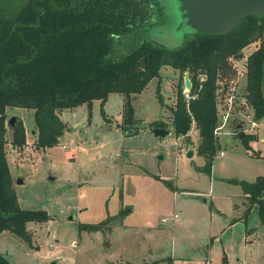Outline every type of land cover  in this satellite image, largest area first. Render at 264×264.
Masks as SVG:
<instances>
[{
  "label": "rangeland",
  "instance_id": "obj_1",
  "mask_svg": "<svg viewBox=\"0 0 264 264\" xmlns=\"http://www.w3.org/2000/svg\"><path fill=\"white\" fill-rule=\"evenodd\" d=\"M152 1L151 17L126 46L172 47L184 40L175 1ZM24 3L0 0V13L15 15ZM259 44L240 49L220 74L217 87L233 82L235 101L215 134L220 147L209 175L196 169L201 156L185 155L198 141L194 123L186 137L172 133L169 108L187 74L168 66L131 99L133 124L122 122V94L110 92L102 103L58 112L65 129L51 147L36 146L32 109L7 107L5 151L18 206L45 210L50 219L25 224L29 244L2 231L0 252L11 264H264V226L239 183L264 175V117L254 120L244 97L245 59ZM261 89L264 95V79ZM12 116L24 130L21 147L11 144ZM158 122L166 123L168 135H153ZM238 130L255 135L253 148H243ZM17 176L22 183L14 182ZM71 212L75 218L68 220ZM107 216L98 228L90 226Z\"/></svg>",
  "mask_w": 264,
  "mask_h": 264
},
{
  "label": "trees",
  "instance_id": "obj_2",
  "mask_svg": "<svg viewBox=\"0 0 264 264\" xmlns=\"http://www.w3.org/2000/svg\"><path fill=\"white\" fill-rule=\"evenodd\" d=\"M153 7L152 0H25L15 15L0 13V233L9 231L29 244L25 224L50 219L45 210L18 206L5 151L7 107L32 109L36 146L51 147L65 129L58 112L93 100L102 103L110 92L122 94V122L133 124L131 99L151 78L159 81L160 68L168 66L180 76L187 74L194 96L186 101L177 87L169 108L172 133L186 137L194 123L195 153L204 159L196 169L209 175L218 147L213 131L220 74L229 71V58L259 39V46L245 59L244 97L252 118L264 117V14H245L222 33L188 35L172 48L152 41L126 46L133 31L149 20ZM121 47L127 52L119 54ZM156 97L161 102L158 87ZM154 126L166 128V123ZM11 127V144L21 147L23 127L20 123ZM237 136L250 150L255 135L238 130ZM239 183L264 226V175ZM110 218L90 226L96 229ZM0 264H11L1 252Z\"/></svg>",
  "mask_w": 264,
  "mask_h": 264
},
{
  "label": "water",
  "instance_id": "obj_3",
  "mask_svg": "<svg viewBox=\"0 0 264 264\" xmlns=\"http://www.w3.org/2000/svg\"><path fill=\"white\" fill-rule=\"evenodd\" d=\"M175 9L179 18V26L184 27V38L197 33H222L235 26L245 14H264V0H174ZM155 44L167 47L162 43ZM180 45V44H179ZM178 46V45H176ZM172 46V47H176ZM168 47V48H172ZM183 85L190 88L187 75L183 76ZM16 117L12 116L7 123L14 127ZM155 137H164L169 134L167 129L155 127L152 129ZM193 151L187 150L186 157H191ZM15 183H22V179L15 177ZM73 212L67 215L73 220ZM50 264H54L53 262Z\"/></svg>",
  "mask_w": 264,
  "mask_h": 264
},
{
  "label": "built area",
  "instance_id": "obj_4",
  "mask_svg": "<svg viewBox=\"0 0 264 264\" xmlns=\"http://www.w3.org/2000/svg\"><path fill=\"white\" fill-rule=\"evenodd\" d=\"M183 84V82H182ZM220 88H216L215 90V96H214V108L216 111V127L214 128V135L216 134L217 130L224 127L226 125L227 118L232 111L233 104L235 101V93H234V86L233 82L228 81V83L225 84L220 83ZM182 96L183 98L188 101L189 99H192L194 96L190 94V88L186 89L183 85L182 90ZM254 123H251L253 125ZM62 147H64L62 145ZM222 152H219V155H221ZM176 214L172 215V218H176ZM162 222L165 221L164 218L161 219Z\"/></svg>",
  "mask_w": 264,
  "mask_h": 264
},
{
  "label": "crops",
  "instance_id": "obj_5",
  "mask_svg": "<svg viewBox=\"0 0 264 264\" xmlns=\"http://www.w3.org/2000/svg\"><path fill=\"white\" fill-rule=\"evenodd\" d=\"M252 134V133H251ZM251 143H252V141L249 143V145L252 147V145H251ZM220 146H218V148H219ZM253 148V147H252ZM255 150V149H254ZM219 152H222L221 150H219ZM219 152H218V154H219ZM194 154H196L195 153V150H194V152L192 153V155H191V157L194 155Z\"/></svg>",
  "mask_w": 264,
  "mask_h": 264
},
{
  "label": "flooded vegetation",
  "instance_id": "obj_6",
  "mask_svg": "<svg viewBox=\"0 0 264 264\" xmlns=\"http://www.w3.org/2000/svg\"><path fill=\"white\" fill-rule=\"evenodd\" d=\"M240 56V55H239ZM237 57V55L233 56L232 59H235Z\"/></svg>",
  "mask_w": 264,
  "mask_h": 264
}]
</instances>
